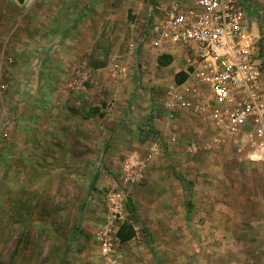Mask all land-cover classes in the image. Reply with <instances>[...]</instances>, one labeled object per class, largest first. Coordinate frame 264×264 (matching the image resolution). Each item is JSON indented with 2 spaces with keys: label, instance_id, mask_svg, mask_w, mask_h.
Listing matches in <instances>:
<instances>
[{
  "label": "rangeland",
  "instance_id": "374dc122",
  "mask_svg": "<svg viewBox=\"0 0 264 264\" xmlns=\"http://www.w3.org/2000/svg\"><path fill=\"white\" fill-rule=\"evenodd\" d=\"M242 1L260 31L264 69V0ZM147 2L28 0L21 5L16 0H0V86L7 85L6 91L0 88V105L16 114L17 124L7 131L18 136L11 143L3 137L5 127L0 129V264H68V258L77 262L80 239L94 250V229L103 220L104 193L118 186L128 156L155 145L157 154L145 173L158 159L167 168L168 181L175 179L179 188L182 180L189 182L190 210L209 215L211 224L221 228L209 236L210 246L225 247L231 263L239 255L234 249L238 247L243 264H264L263 166L243 144L191 151L193 144L209 140L214 130L194 131L183 118L178 125L175 113L163 109L165 91L182 79L184 71L181 59L173 57L171 64L159 65L158 59L165 54L142 44ZM64 7H74L81 14L77 24L83 29L80 44L84 48L73 54L66 52L59 37L51 38L49 13L58 11V21L65 24L64 18L74 17L71 11L66 15ZM14 37L20 39L22 52L17 57L9 45ZM51 39L60 49L52 59L50 90L36 93L35 98L50 103L39 115L66 118L59 124L49 120L54 123L46 129L52 132L44 142L48 149L32 153L27 132L32 128L28 110L34 95L23 87V81L30 80L32 72L40 74L38 66L43 62L31 66L34 61L28 46L40 43L45 48ZM116 64L127 67L126 72L115 75ZM79 68L88 72L89 79L84 89L74 93L68 83ZM12 69L21 77L9 87L15 78ZM95 107L100 115L86 119ZM145 173L130 197L137 217L142 208L152 210L140 193L143 199L155 197L152 189L145 188L150 182ZM96 174L98 180L91 188ZM140 220H134L138 231L143 228ZM78 224L81 230L73 235ZM214 262L222 264L219 259Z\"/></svg>",
  "mask_w": 264,
  "mask_h": 264
},
{
  "label": "built area",
  "instance_id": "2783aa9c",
  "mask_svg": "<svg viewBox=\"0 0 264 264\" xmlns=\"http://www.w3.org/2000/svg\"><path fill=\"white\" fill-rule=\"evenodd\" d=\"M145 13L143 45L163 53L177 48L187 52V79L171 83L163 109L191 111L215 126V135L200 145L193 144L191 151L243 144L264 170V69L260 31L252 11L242 0H148ZM113 70L116 75L127 69L116 64ZM88 79V72L79 68L68 89L78 93ZM0 88L7 90L5 85ZM0 126L10 129V120L5 118ZM7 135L3 133V137ZM156 154L155 145L146 155L128 156L118 186L103 195V220L94 238L106 264H118L122 259L118 233L123 224L131 223V190L144 178Z\"/></svg>",
  "mask_w": 264,
  "mask_h": 264
},
{
  "label": "crops",
  "instance_id": "0c3cea01",
  "mask_svg": "<svg viewBox=\"0 0 264 264\" xmlns=\"http://www.w3.org/2000/svg\"><path fill=\"white\" fill-rule=\"evenodd\" d=\"M64 8L66 15L68 14L67 11H71L74 17L64 18V20L66 19L65 24L58 21V11L55 12L54 15L49 13V18L51 20L50 24L53 25L51 27V38L54 36L56 38L59 37L61 42L63 43V46L65 47L66 52L73 54L71 52H78L79 50L82 51V49L84 48V46L80 44L82 39V37H80V34H82L83 29L82 27L78 26L80 25V23L77 24V22H80L79 18L81 17V14L78 10L76 12L75 10H72V8L75 9L74 7ZM87 18L88 15L83 17V19ZM63 29H65L64 32ZM90 34L92 35V33ZM78 37H80L79 45L81 46H79L77 44L78 42H76V39ZM19 40L20 39L14 37V39L11 40V44H9L11 47V51L14 52V54H11L15 55V57H17L18 54L22 53L21 50L19 51ZM48 43V46L45 48L39 46L40 43L33 44L32 46H30V44L28 46V55L35 58L34 59L33 57H31L30 59L28 56L27 60L30 59L34 61L31 66H33L40 60L43 62L40 66H38V69L41 72L40 74L35 75V72H32V76H30L31 74H29L30 80L23 81V87L34 95V102H32L33 104L28 110V122L30 123L32 128H30L27 132V137L30 141L28 150L32 151V153L36 152L37 149H43L45 151L48 149L47 147L49 146H44V142L50 139L48 135H50L51 137L50 133L52 132L46 130L49 129L47 127L53 121H56L59 124L60 119L64 120V118H66L64 117L60 119H48L46 116L43 117L39 115L42 110L49 109L48 105L50 103L47 101L45 102L38 100V98H35V94L49 92L50 88L48 89L47 86L50 79H52V66H55L52 59L54 60V53H56L60 49L53 43L52 39L49 40ZM162 53L163 52H161V54ZM186 53L187 52L185 49L177 48L169 49L167 53L164 54L169 55L172 58L176 57L181 59L182 70L184 71L186 69L184 63ZM64 57L65 59H68L69 56L65 55ZM16 70L12 69L11 73L15 75V78H13V81L8 84L9 87L11 84L13 86L16 81H20L21 75L18 74ZM42 98L43 97L40 96V99ZM35 108H37V110H35ZM8 113L9 115H7ZM174 113L176 116L175 121L177 122V124L181 123V119L183 118L185 119L189 128L193 129L194 131H202L204 129L208 130V128H210L211 130H214L213 135H215L216 130L214 124L204 121L201 117L197 116L193 112L181 111ZM0 114V123L4 121L5 118L7 119V116L12 115L13 119L8 118L11 120L10 128L12 129V127L17 124L15 123L16 114L14 115L13 112L10 113L9 106L0 105ZM49 120L53 121L50 122ZM1 127L2 126H0V129ZM8 129L3 130V133L6 132L8 134L6 138H8V140L12 143V140H16L18 136L16 133H8ZM0 139H3V137L0 136ZM147 152L148 150H141L134 154L143 156L146 155ZM166 173V166L164 164H161L158 159L152 162L148 170L146 171L145 178L147 180H150V182L147 186H145V188L149 189V192H151L150 190L152 189L155 193V197H149L147 195V197L143 199V196L140 193V199L144 200V204H148L152 210L148 212L146 209L142 208L138 212L141 220L139 219V216H136V214V218H130L131 223L136 230V236L132 240L120 244L119 251L122 255V259L118 264H212V261L218 259L222 262V264H243L242 252L240 250L241 248H234L236 252L238 251L239 255L235 258L233 263H231L228 259V250L225 247L210 246L209 236L213 232H221L220 226L212 225L209 215L205 213L196 215L193 213V211L190 210V208L192 207V191L189 182H186L184 180V183V181H181V186L179 188V184L175 179L168 181L165 178L167 175ZM135 188L136 186L132 188L131 193ZM188 195L190 196V200L188 198ZM145 201L148 202L145 203ZM218 217L222 216L219 215ZM135 219H137V221L140 220V223L143 225L141 231L137 230V221H134ZM97 228L94 229V233ZM79 242L80 246L76 252L78 261L75 262L71 260V258H68V264H106L100 258L98 245L94 248V250H92L91 246L83 245L81 239L79 240ZM67 257L68 255L66 254L65 258L67 259ZM213 264L219 263L214 262Z\"/></svg>",
  "mask_w": 264,
  "mask_h": 264
},
{
  "label": "trees",
  "instance_id": "16d2710c",
  "mask_svg": "<svg viewBox=\"0 0 264 264\" xmlns=\"http://www.w3.org/2000/svg\"><path fill=\"white\" fill-rule=\"evenodd\" d=\"M172 62H173V58L169 55H166V54L161 56L158 59L159 65H162V66H167V65L171 64ZM181 75H183L182 79H178V81H177V83H179V84L183 83L187 79V75L185 73H181ZM96 115H100V111H99L98 107L91 109L84 117L87 119V118H91L92 116H96ZM97 180H98V175L96 174L93 178L91 188H93L95 186ZM180 180H182V179L180 178ZM182 181H184V180H182ZM184 183H185V181H184ZM188 198L190 200L189 195H188ZM128 209L130 211L131 217L136 218L134 210H133V205L131 204V202H129V204H128ZM80 230H81V227L79 226V224L76 225L73 229V235L76 234L77 231L79 233ZM118 236H119L120 241L122 243H126V242L132 240L136 236V230H135L133 224L129 223V222H126L125 224H123V226L120 228Z\"/></svg>",
  "mask_w": 264,
  "mask_h": 264
},
{
  "label": "water",
  "instance_id": "95a60500",
  "mask_svg": "<svg viewBox=\"0 0 264 264\" xmlns=\"http://www.w3.org/2000/svg\"><path fill=\"white\" fill-rule=\"evenodd\" d=\"M19 4H24L25 3V0H16ZM141 80V77L139 76V81Z\"/></svg>",
  "mask_w": 264,
  "mask_h": 264
}]
</instances>
